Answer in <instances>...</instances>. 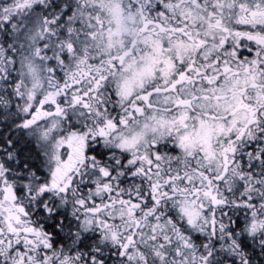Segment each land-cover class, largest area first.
<instances>
[{"label": "snow or ice", "instance_id": "snow-or-ice-1", "mask_svg": "<svg viewBox=\"0 0 264 264\" xmlns=\"http://www.w3.org/2000/svg\"><path fill=\"white\" fill-rule=\"evenodd\" d=\"M0 264H264V0H0Z\"/></svg>", "mask_w": 264, "mask_h": 264}]
</instances>
